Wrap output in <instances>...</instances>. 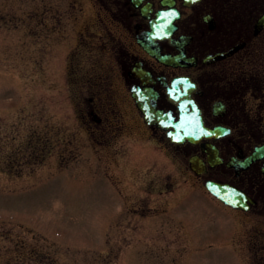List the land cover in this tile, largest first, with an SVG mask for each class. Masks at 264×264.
I'll return each instance as SVG.
<instances>
[{
    "label": "rangeland",
    "instance_id": "rangeland-1",
    "mask_svg": "<svg viewBox=\"0 0 264 264\" xmlns=\"http://www.w3.org/2000/svg\"><path fill=\"white\" fill-rule=\"evenodd\" d=\"M91 1L0 0V264H249L264 246L216 241L230 212L170 154L88 151L64 59L98 32Z\"/></svg>",
    "mask_w": 264,
    "mask_h": 264
},
{
    "label": "flooded vegetation",
    "instance_id": "flooded-vegetation-1",
    "mask_svg": "<svg viewBox=\"0 0 264 264\" xmlns=\"http://www.w3.org/2000/svg\"><path fill=\"white\" fill-rule=\"evenodd\" d=\"M91 2L98 32H83L64 59L87 92L74 99L88 151L113 162L130 147L129 162L170 154L230 212L216 241L264 246V0ZM207 182L235 190L242 205H226ZM233 258L264 264L259 253Z\"/></svg>",
    "mask_w": 264,
    "mask_h": 264
},
{
    "label": "water",
    "instance_id": "water-1",
    "mask_svg": "<svg viewBox=\"0 0 264 264\" xmlns=\"http://www.w3.org/2000/svg\"><path fill=\"white\" fill-rule=\"evenodd\" d=\"M206 186L216 197L221 199L224 203L234 207H240L242 205V203H240L241 199H239L240 194L235 193V190L231 189L230 187L213 182H208Z\"/></svg>",
    "mask_w": 264,
    "mask_h": 264
}]
</instances>
